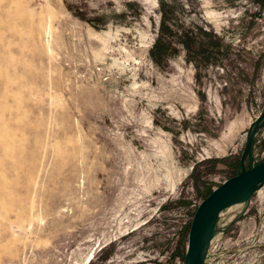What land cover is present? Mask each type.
<instances>
[{
  "label": "rangeland",
  "instance_id": "obj_1",
  "mask_svg": "<svg viewBox=\"0 0 264 264\" xmlns=\"http://www.w3.org/2000/svg\"><path fill=\"white\" fill-rule=\"evenodd\" d=\"M263 111L264 0H0V264H186ZM247 205L205 264H264Z\"/></svg>",
  "mask_w": 264,
  "mask_h": 264
},
{
  "label": "water",
  "instance_id": "obj_2",
  "mask_svg": "<svg viewBox=\"0 0 264 264\" xmlns=\"http://www.w3.org/2000/svg\"><path fill=\"white\" fill-rule=\"evenodd\" d=\"M263 127L264 111L247 132L238 173L216 188L196 210L189 232L186 264H205L221 214L236 205H249L264 187V159L256 162L253 156L255 139Z\"/></svg>",
  "mask_w": 264,
  "mask_h": 264
},
{
  "label": "trees",
  "instance_id": "obj_3",
  "mask_svg": "<svg viewBox=\"0 0 264 264\" xmlns=\"http://www.w3.org/2000/svg\"><path fill=\"white\" fill-rule=\"evenodd\" d=\"M165 7L166 5L162 4V21L160 24V29L158 31V39L156 40L155 45L152 47L151 51H150V55L151 58L153 59L154 62H156L157 64H161L164 60V57L168 55V51L170 50L168 48V42L166 41L165 37L168 36L170 34V28L168 26L167 23V19H166V12H165ZM163 9H164V13H163ZM184 44L186 46V49L189 52H194V42L192 41V37H190L189 35L184 37ZM213 192V191H212ZM212 192L207 193V195L205 196V199L212 194Z\"/></svg>",
  "mask_w": 264,
  "mask_h": 264
},
{
  "label": "bare ground",
  "instance_id": "obj_4",
  "mask_svg": "<svg viewBox=\"0 0 264 264\" xmlns=\"http://www.w3.org/2000/svg\"><path fill=\"white\" fill-rule=\"evenodd\" d=\"M264 156V155H263ZM240 205H247V204H240ZM238 205H236V207H237ZM231 209V208H230ZM233 209H234V207H233ZM236 209V208H235ZM245 210L244 209H237L236 211L234 210V212H235V215L234 216H236V217H239L241 214H243V212H244ZM222 215V214H221ZM232 215V216H233ZM231 219V218H230ZM238 219V218H237ZM220 227V226H219ZM222 228V227H221ZM226 228V227H225Z\"/></svg>",
  "mask_w": 264,
  "mask_h": 264
}]
</instances>
